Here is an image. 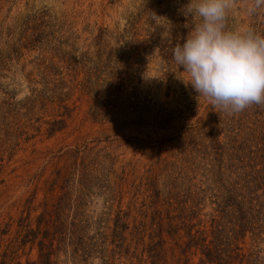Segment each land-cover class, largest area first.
<instances>
[{
    "label": "rangeland",
    "instance_id": "rangeland-1",
    "mask_svg": "<svg viewBox=\"0 0 264 264\" xmlns=\"http://www.w3.org/2000/svg\"><path fill=\"white\" fill-rule=\"evenodd\" d=\"M188 2L0 0V221L16 217L20 201L33 194L39 206L68 192L69 227L79 211L91 222L109 220L110 228L120 211L132 223L149 202L148 179L162 199L178 194L190 199L188 205L199 203L201 219L217 207L218 138L253 147L264 129V105L229 114L187 83L171 49L198 22L184 9ZM247 8L246 0H237L228 26L264 34V11ZM61 42L63 51H74L73 74L59 62ZM52 64L63 73L54 74ZM86 79L87 90L74 87ZM107 84L119 89L118 100L104 93ZM59 103L69 110H59ZM107 109L116 117L97 112ZM60 120L65 128L50 134ZM74 151L92 161L87 181L73 165ZM66 167H72L70 187L48 194L45 182ZM259 248L264 258V245ZM189 257L197 264L201 255ZM37 258L35 248L22 262ZM68 258L61 254L59 260L73 264ZM114 263L130 264L127 256Z\"/></svg>",
    "mask_w": 264,
    "mask_h": 264
},
{
    "label": "trees",
    "instance_id": "trees-1",
    "mask_svg": "<svg viewBox=\"0 0 264 264\" xmlns=\"http://www.w3.org/2000/svg\"><path fill=\"white\" fill-rule=\"evenodd\" d=\"M65 44H59V62L66 64L65 68L73 74L76 72L74 51H63ZM50 67L56 69L54 74L63 73L55 64ZM89 82L86 79L81 84L75 83L74 87L87 90ZM118 90L107 84L104 93L111 99L115 94L116 101ZM61 103L59 110H69ZM97 112L116 117L108 109L104 113ZM56 123L58 127H51L50 134L65 128L62 125L64 120ZM258 135L254 149L245 140L238 143L233 139L226 145L218 138L217 207L205 214L204 219L200 218L202 208L199 203L192 199V205H188L190 199L181 200L178 194L162 199L161 194L155 192V180L150 179L146 184L149 202L143 203L146 208L139 211L140 219L131 223L128 213L122 216L120 211L111 228L106 226L109 220L101 218L98 222H91L83 219L80 211L76 212L69 227L66 213L70 203L68 192L39 206H34L33 194L20 201L16 217L0 221V264H61V254H68V261L73 264H87L95 257H100L103 264H115L116 256H127L130 264H192L189 256L198 253L201 258L197 264H264L259 248L264 245V129H259ZM73 153V165L83 172L85 179L82 180L87 181L89 174L86 171L92 161L87 162V155L79 157L78 151ZM233 167L243 172H234ZM71 168L58 169L55 177L45 182L48 194L59 186L62 190L70 187ZM1 172L0 168V175ZM39 208L41 212L34 216L33 212ZM89 228L95 230L93 237L87 235ZM247 239L251 241L249 248L244 246ZM35 248L38 249V258L23 263V256Z\"/></svg>",
    "mask_w": 264,
    "mask_h": 264
},
{
    "label": "clouds",
    "instance_id": "clouds-1",
    "mask_svg": "<svg viewBox=\"0 0 264 264\" xmlns=\"http://www.w3.org/2000/svg\"><path fill=\"white\" fill-rule=\"evenodd\" d=\"M237 0H189L184 7L198 22L183 44L171 49L187 83L214 107L239 113L264 105V34L228 26ZM248 12L264 11V0H246Z\"/></svg>",
    "mask_w": 264,
    "mask_h": 264
}]
</instances>
